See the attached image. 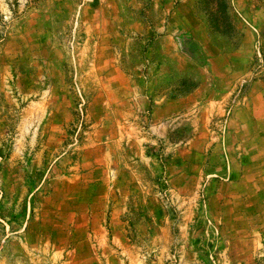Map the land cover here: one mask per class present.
<instances>
[{
    "label": "rangeland",
    "instance_id": "374dc122",
    "mask_svg": "<svg viewBox=\"0 0 264 264\" xmlns=\"http://www.w3.org/2000/svg\"><path fill=\"white\" fill-rule=\"evenodd\" d=\"M182 1L0 0V264H264V0Z\"/></svg>",
    "mask_w": 264,
    "mask_h": 264
},
{
    "label": "crops",
    "instance_id": "0c3cea01",
    "mask_svg": "<svg viewBox=\"0 0 264 264\" xmlns=\"http://www.w3.org/2000/svg\"><path fill=\"white\" fill-rule=\"evenodd\" d=\"M183 33L193 34L199 31V26L194 24L191 3L187 0L180 2L174 9L173 17Z\"/></svg>",
    "mask_w": 264,
    "mask_h": 264
},
{
    "label": "trees",
    "instance_id": "16d2710c",
    "mask_svg": "<svg viewBox=\"0 0 264 264\" xmlns=\"http://www.w3.org/2000/svg\"><path fill=\"white\" fill-rule=\"evenodd\" d=\"M221 7H222V12L224 13L223 14L224 22L222 23V26H221L222 28L219 25L212 24V23H209V28L211 30H213V32L226 35L229 32L230 25H229V23H226V21H227V17H226L227 15L225 14L226 6L224 4H222Z\"/></svg>",
    "mask_w": 264,
    "mask_h": 264
}]
</instances>
